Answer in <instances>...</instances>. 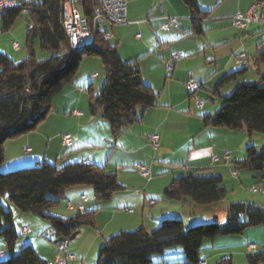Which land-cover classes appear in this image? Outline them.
<instances>
[{"label": "crops", "instance_id": "crops-1", "mask_svg": "<svg viewBox=\"0 0 264 264\" xmlns=\"http://www.w3.org/2000/svg\"><path fill=\"white\" fill-rule=\"evenodd\" d=\"M13 1L16 5L19 4L16 0ZM203 1L196 0L200 11L205 10L201 6L207 0ZM227 2L236 4L235 9L228 13L214 15L211 13L213 7H207L208 11H202L205 13L200 22L202 33L193 34L190 12L181 0H126L128 23L113 25L105 21L104 25L108 33L107 42L116 49L119 58L124 63H131L138 68L143 83L155 95L154 106L147 109L138 107L135 113V122L113 136L109 124L104 119L98 114L92 116L88 113V99L85 92L82 89L75 91L69 86L68 93L74 92L75 99L73 98L70 103L65 104L62 112L58 110V106L62 104L56 107L53 114H57V120L48 115L35 131L4 142L3 162L0 169L12 170L30 167L41 162L57 166L82 162L93 164L105 171L108 167H112V165L109 166V162L113 160V156L115 157L111 162L117 171L120 170L119 167L129 171V168H125L124 164H131L135 171L137 164L149 166L150 175H153L154 179L148 181V186L121 185V189L106 200L108 201L106 206L95 199L93 190L89 186H76L65 190L61 197V201H64L65 204H77L81 201L82 196L87 198L85 202H82V211L95 213V229L101 230V237L104 231H112L113 227L119 223L116 222L111 227V222L117 215H122L125 218L124 213L133 217L135 226L140 224L138 229L143 228L146 232L153 231L164 219H180L182 221V217L179 216L185 217L188 214L198 220L213 218L212 206L194 207L191 208L192 213L183 214L185 209L181 208L189 205L188 200H185L183 204L165 197V190L169 187L166 184L170 178L173 181L187 173H193L196 176L212 174L219 177L222 182L226 176L225 171H227L225 165H228L231 176L237 177L240 187L244 184L246 187L250 186L249 188L255 185L264 188V177L256 179L253 174L251 177L248 176L249 174H244L241 179H238V172L246 170H236L234 165V162L245 157L246 147L255 146L251 143L253 134L249 136L243 131H231L203 125V117L212 115L218 110L219 100L221 102V98L224 97L223 92L227 94L233 92L238 85L248 84L244 79L236 78L234 84L229 82L226 85H219L223 78L243 69L242 75L252 69L259 79L258 82H260V76L264 75V62L256 67L254 59L257 54L264 53V23H251L244 30H237L232 24V18L236 14L247 13L253 0H225L223 4ZM217 5L219 3H216L215 6ZM168 18H176L177 24L164 29ZM206 27L214 31L212 39L204 38L207 32ZM240 33L241 39H238ZM246 36L250 37L248 42L243 41ZM13 44L11 49L18 53L20 47L19 50H14ZM209 49L213 51V54ZM225 49L227 50L225 51ZM242 50L245 52L243 54L248 57V62L243 66V69L237 70L236 66L239 64L235 60L236 53ZM171 54H176L179 59L173 62L172 69L167 71L165 65L169 63ZM201 56L203 61L199 59ZM91 63L92 66L95 63V67H92L94 70L98 69L96 62ZM99 77L98 73H92L90 78L86 79L93 94L95 92L93 81ZM217 80L220 81L213 88L212 86ZM189 82H192V88L188 87ZM215 89H217L216 92H214ZM200 90L215 97L216 102H213V107L209 108L207 104H204L200 109L190 103V96L198 95ZM186 92L189 96L188 102L185 97ZM173 117L186 119L185 137L175 143L173 139L174 124H171ZM62 135L71 137L72 144L70 146L62 144ZM152 136L158 138L157 148L152 146ZM24 148H28L29 151L25 153ZM225 154H228L227 160L224 159ZM213 158H217L218 162H214ZM123 159L124 163L119 165L117 161L121 162ZM251 179L254 180L252 184L250 183ZM157 181H163L165 185L149 186L151 182ZM221 201L215 205L220 207ZM251 204L259 207L258 203ZM197 209L199 212L195 213ZM9 210L11 213L18 211L11 204H9ZM224 211L225 209H223ZM68 212L75 211L68 210ZM102 212L109 215L108 220L101 219ZM23 228H27V233L22 232ZM43 228L46 230L49 226H43ZM41 230L39 227L36 229L37 235L43 231ZM129 231L134 232L133 230ZM118 232H123V230ZM116 233H112L110 236ZM20 235L24 237L25 242L32 243L35 239L31 236L27 226L21 228ZM106 238L102 237L98 247ZM219 241V238L202 241L199 256L202 264H210L216 258L227 256L225 247L218 246L217 242ZM249 245L252 244L245 245L243 249L241 246L238 249L244 252L245 258L252 254L247 250ZM255 250L261 249L255 246ZM202 251L209 252L203 254ZM0 252L2 253L0 258H3V250L0 249ZM72 256L74 259L66 264H86L87 257L85 255L79 261L76 256ZM96 263L97 255L92 264ZM183 263L184 256L179 247L169 248L162 255L151 256V264Z\"/></svg>", "mask_w": 264, "mask_h": 264}, {"label": "trees", "instance_id": "trees-1", "mask_svg": "<svg viewBox=\"0 0 264 264\" xmlns=\"http://www.w3.org/2000/svg\"><path fill=\"white\" fill-rule=\"evenodd\" d=\"M60 1L21 0L15 8L0 17L3 31L10 29L23 11L31 20L26 33L25 61L17 64L0 53V167L4 142L35 131L45 121L52 101L65 85L72 83L85 56L98 57L105 71L100 92L95 95L90 89L88 91V113L92 116L98 114L104 119L113 136L135 122L138 107L147 109L154 106L155 95L143 83L138 68L124 63L116 49L99 34L94 36L90 46L69 57L66 64L59 59L60 48L67 42L61 26ZM181 1L190 12L192 33L201 34L200 22L205 13L200 11L196 0ZM94 3L95 0H81L84 15H91ZM35 39L39 40L42 50L55 51L57 57L36 61L32 51ZM254 59L257 67L264 62V53L257 54ZM243 70L228 74L219 85L235 80ZM262 81L264 75L260 76ZM203 125L264 137V86L258 83L238 85L230 96L221 98L214 114L203 117ZM234 165L236 170L253 172L256 179L263 178L264 144L261 151H257L255 146L246 147L245 157L234 162ZM221 183L219 177L187 173L173 179L165 190V197L183 204L188 200L194 205L212 206L226 196V189ZM76 186L91 187L98 201L108 200L121 189L114 174H106L102 168L82 162L61 167L41 162L7 173L0 172V197L22 213H33L46 219L56 238L64 237L65 241L71 235H77L83 227H93L95 213L77 211L72 217L62 219L44 212L60 203L65 190ZM224 212V225L212 222L186 227L181 220L164 219L151 232L143 228L134 232H120L103 241L96 264H151V256L162 255L173 247L181 248L183 264H201L199 256L203 240L240 235L250 227H264L263 211L252 204H231ZM0 237L5 242L8 254L5 259L0 258V264H49L29 245L15 253L14 246L19 235L11 211L1 203ZM246 262L264 264V249L249 254Z\"/></svg>", "mask_w": 264, "mask_h": 264}, {"label": "rangeland", "instance_id": "rangeland-1", "mask_svg": "<svg viewBox=\"0 0 264 264\" xmlns=\"http://www.w3.org/2000/svg\"><path fill=\"white\" fill-rule=\"evenodd\" d=\"M17 3L20 2V0H16ZM225 0H207L205 2V0L203 2V5L201 6L202 10L204 12L208 11L207 7H213V11L211 13H213L214 15H221L223 13H228L229 11H231L232 9H235L236 4H232V3H226L223 4ZM216 3H219V5L215 6ZM30 16L26 13H22L20 17H18L15 22L13 23V25L10 27V29L3 31L2 28V20L0 18V25H1V29L2 31L0 32V52L1 54L7 56L9 59H11L14 63H22L23 61H25L26 59V55H27V48H26V33H27V28L30 25ZM259 24V23H256ZM207 32L205 33V39H212L214 36V31H212L211 29L207 28ZM239 30V29H237ZM240 32V31H239ZM241 33L239 34L238 39L240 38ZM250 37L246 36L244 38V42H248V39ZM90 42V40L88 41ZM12 43H17L20 47V51L18 53H15V51H13L11 49V45ZM227 49H225L226 51ZM32 51H33V55H34V59L36 61H46V59H51V58H55L57 57V53L55 51H46V50H42L40 48L39 45V40L35 39L32 45ZM209 51L213 54V51L211 49H209ZM225 51H220V52H225ZM241 53H245L244 50L242 51H238L236 54H241ZM234 54V55H236ZM219 55V54H218ZM199 59H201L203 61V57L201 56ZM95 60V61H93ZM236 60V59H235ZM91 62H96L98 69L94 70L92 67H95L94 64L92 66ZM198 67V66H196ZM237 70H241L243 69V66L238 65L236 66ZM264 71V69H263ZM92 73H98L100 75L99 78L95 79L93 81V89H94V94L97 95L101 88L102 85L104 83L105 80V71H104V67L100 61V59L98 57H83L81 60V63L79 65V68L77 70V73L75 75V77L72 80V83L65 85V89L61 92L60 95H58L53 103L51 104V108H50V112L48 115H50L53 118H55L57 120V114L54 115L53 113L56 110V107L58 105L59 109L62 112V108L65 104L70 103V101L74 98L73 93L70 92L68 93V88L70 86V88H73V90L78 91L79 89H82L86 96L87 99L89 98V87H88V82L86 81L87 78H90ZM242 76H244L242 78ZM237 78H241L244 79L245 83H257L259 81L258 77H256L254 71L252 69L247 70V72H245L243 75L240 74L238 75ZM221 79V78H220ZM217 80L212 86L213 88L215 87V85L218 83ZM236 80L231 81L230 83L234 84ZM254 81V82H253ZM229 84V83H227ZM258 84L260 86H264V81L262 82H258ZM197 87L198 84L196 83ZM226 85V84H225ZM198 95L196 96H190L191 99H189L190 103L195 104L196 105V100L202 101L204 104H207V107L211 108L213 107V102H216L215 97H213L210 93H206L202 90L198 91ZM93 93V92H92ZM232 94V92H229L227 94H225L223 92L224 97H228ZM227 95V96H225ZM186 101L188 102V94L186 92ZM75 99V98H74ZM219 105H220V100H219ZM197 106V105H196ZM198 108V107H197ZM174 119L172 120L171 124H174V135H173V139H174V143L175 142H179L180 140H182L185 137V120L183 117H173ZM46 120V119H45ZM259 140H261V142H259ZM251 143L252 145L256 146L257 151H261L262 150V143H264V137L260 134H256L254 133L252 135V139H251ZM113 156V160H114ZM122 157V156H121ZM105 160V159H104ZM113 160H111L113 162ZM109 162V166L112 165V167H108L105 170L106 174H110V173H114L116 175L117 178V182L118 184L121 186H148L149 184V180L150 179H154L153 175H149L148 179H143L134 169L133 166L131 164H124L125 168H129V171L126 170H122L121 167L120 170H116L113 163ZM117 161V160H116ZM123 161V162H122ZM120 162V160L117 161V163L122 164L124 163V159ZM115 163V161H114ZM128 163V162H126ZM139 165V164H137ZM136 165V166H137ZM143 165V164H141ZM152 165V164H151ZM145 166V165H143ZM226 166V176L223 178L221 185L223 187H225L226 189V196L222 199L221 203H219L220 207H217L218 205H212V213H213V218L210 219H202V220H198L197 218H194L192 216H190L188 214V216H179L182 217V221L185 224L186 227H190L193 225H200V224H208V223H212V222H216L218 224L224 225L225 224V214L223 212V209H226L229 207V205L231 204H235V203H258L257 206L259 205V209H261L264 213V195L260 194V193H256V192H252L249 191L251 190V188H249L250 186H245L243 184L242 187H240L238 185V181H237V177H232L231 176V171L228 169V165ZM31 167V166H30ZM58 167H61V165H58ZM114 167V170H112ZM146 168H148L149 166H145ZM26 168V167H23ZM23 168H17V169H23ZM17 169H12V170H3L0 169L1 173H7L10 171H14ZM149 169V168H148ZM116 170V173H115ZM114 171V172H113ZM150 171V170H149ZM241 174V175H240ZM244 174H249L248 176H252L251 174L254 175L253 172L251 171H239L238 172V179H241V176H244ZM197 175H199L197 173ZM212 174H206L205 176H201V177H216L215 175L209 176ZM171 178L169 179L168 184H166V186H169L171 183ZM254 182L253 179L250 180V183L252 184ZM165 185L163 183V181H157V182H151L149 186H163ZM261 185V183H260ZM254 187L260 188L262 189L263 186H257L255 185ZM249 189V190H248ZM264 189V188H263ZM262 189V190H263ZM102 204H104L106 206L108 201H100ZM0 203L5 207V209H9V203H6L4 200L1 199L0 197ZM70 204V203H67ZM67 204H65L64 201H61L60 204L51 207L49 209H47L44 213L46 215L49 216H53V217H59L62 219H68L70 217H72L74 214L77 213V210H74L75 212H68V209L65 208L67 207ZM72 205H76V204H72ZM180 206V205H179ZM207 208L208 206L205 205H194L192 203H189V205H185L183 206L181 209H185L183 211V214L185 213H192V209L191 208ZM67 209V210H66ZM71 211V210H69ZM17 212V213H16ZM13 212L12 211V218H13V224L14 227L19 235V238L17 240V242L15 243L14 246V250L15 253H17L20 249H22L23 247H25L26 245H29L30 247H32L34 249V251L41 257L43 258L45 261H47L49 264H54V260L56 258H62L64 259L67 255H74L79 259H81L82 256H86V264H92L94 263V259L97 255V252L99 250V243H101V239L103 238H109L111 237L110 235L112 233H120L118 231L123 230V232H132L129 230H136L138 229V227H140V224L138 226H135V223L133 224V217H129V215L127 213H124V217H122V215H117L115 217V220H113L111 222V227L112 225L116 224V222H119L115 227H113V230H107L104 231V233L102 234L103 236L101 237L100 233L101 230H97L95 229V222L96 219L94 217V226H85L83 227L80 232L76 235V237L72 240H66L60 243H56L55 241L57 240L54 231L50 228V224L46 219H43L33 213H22L20 211H16ZM199 212L198 209L195 211V213ZM137 214V213H136ZM104 218V219H103ZM109 215H107L106 213L102 212L101 213V219L108 220ZM243 219V218H242ZM176 220H180V219H176ZM244 220V219H243ZM27 226L31 232V236L34 237L35 239L33 240L32 243L29 242H25L26 240H24V237L20 235V231L21 228ZM43 226H49V228H45L46 230H43ZM42 229L41 233L37 235L36 233V229L37 228ZM151 231V230H148ZM263 232H264V227L263 226H256V227H250L247 228L243 231L242 234L240 235H226V236H219L217 238H219V242H217L218 246H223L225 247L226 251H227V256L225 257H219L216 258L214 260H212L210 262V264H248L246 262V258H245V254L242 250H238L241 246V248L243 249L245 247V245L248 244H252L255 245L256 247H258V249L261 250H255L252 252V254L260 252L264 249V240H263ZM114 234V235H116ZM113 236V235H112ZM106 238V239H107ZM31 239V238H30ZM29 240V239H28ZM208 239H206L207 241ZM209 241V240H208ZM19 242V243H18ZM0 249L3 250V254L4 257L3 259H5L8 254L6 252V248H5V242L3 240L2 237H0ZM203 254L204 253H208L209 251L205 252L202 251ZM201 252V253H202ZM66 253V254H65ZM0 254L2 255V253L0 252ZM0 255V256H1Z\"/></svg>", "mask_w": 264, "mask_h": 264}, {"label": "built area", "instance_id": "built-area-1", "mask_svg": "<svg viewBox=\"0 0 264 264\" xmlns=\"http://www.w3.org/2000/svg\"><path fill=\"white\" fill-rule=\"evenodd\" d=\"M16 3L13 0H0V17L6 14L7 11L15 8ZM126 0H95L92 6V13L90 16L83 14L81 0H61L60 1V19L61 26L66 37V45L60 48L59 59L66 64L67 59L79 52L83 48L90 46L94 36L96 34L101 35L104 39H108V33L106 31L104 22L108 21L113 25H124L128 23L126 13ZM26 13V11H23ZM251 23H264V2H254L246 14H236L232 18V24L236 29L244 30ZM176 18H168V22L164 25V29H168L170 25H176ZM90 40V42H88ZM14 50H19V46L14 43ZM176 54H171L170 61L165 65L167 71L172 69V63L178 61ZM237 63L241 66H245L248 62V57L241 53L236 56ZM192 82L188 83V87L192 88ZM198 108H202L204 103L196 100ZM61 142L65 146L72 144L71 137L69 135H62ZM157 136H152L151 143L154 148L158 147ZM28 148H24V152L27 153ZM224 159H228V154H225ZM214 162H218L217 158H213ZM137 173L143 178L148 179L150 171L145 166L139 164L135 166ZM252 192L263 194L264 190L252 187ZM87 198L81 197V201L76 205L67 204V209L74 211H82V202H85ZM23 233H27V228H23ZM248 252L255 251L254 245L247 246ZM1 255V254H0ZM2 256V255H1ZM0 256V257H1ZM74 257L67 255L64 259L56 258L54 264H66L68 261H72ZM202 264V263H201Z\"/></svg>", "mask_w": 264, "mask_h": 264}, {"label": "water", "instance_id": "water-1", "mask_svg": "<svg viewBox=\"0 0 264 264\" xmlns=\"http://www.w3.org/2000/svg\"><path fill=\"white\" fill-rule=\"evenodd\" d=\"M76 237V234H73V235H71L68 239L69 240H72V239H74ZM63 241H65V238L64 237H60V238H58L55 242L57 243V242H63Z\"/></svg>", "mask_w": 264, "mask_h": 264}]
</instances>
